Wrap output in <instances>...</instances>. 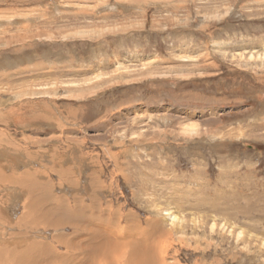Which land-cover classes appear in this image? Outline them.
Returning a JSON list of instances; mask_svg holds the SVG:
<instances>
[{"label":"rangeland","instance_id":"rangeland-1","mask_svg":"<svg viewBox=\"0 0 264 264\" xmlns=\"http://www.w3.org/2000/svg\"><path fill=\"white\" fill-rule=\"evenodd\" d=\"M12 263L264 264V0H0Z\"/></svg>","mask_w":264,"mask_h":264},{"label":"bare ground","instance_id":"bare-ground-1","mask_svg":"<svg viewBox=\"0 0 264 264\" xmlns=\"http://www.w3.org/2000/svg\"><path fill=\"white\" fill-rule=\"evenodd\" d=\"M189 128H190V127H189ZM172 221H174V219H172ZM28 253H29V252H28ZM22 257H25V256H22ZM21 260H22V259H21ZM21 260H20V261H21ZM23 260H25V259L23 258ZM23 260H22V261H23ZM26 260H29V259H26ZM20 263H21V262H20ZM12 264H13V263H12Z\"/></svg>","mask_w":264,"mask_h":264}]
</instances>
